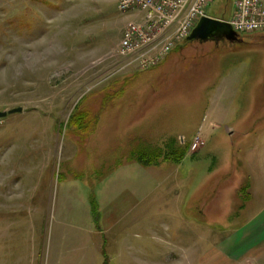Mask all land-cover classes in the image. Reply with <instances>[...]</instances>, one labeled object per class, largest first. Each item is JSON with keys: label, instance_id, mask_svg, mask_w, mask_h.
<instances>
[{"label": "rangeland", "instance_id": "374dc122", "mask_svg": "<svg viewBox=\"0 0 264 264\" xmlns=\"http://www.w3.org/2000/svg\"><path fill=\"white\" fill-rule=\"evenodd\" d=\"M121 14L0 0V111L22 109L0 119V264H116L103 213L136 188L142 225L109 238L148 239L150 264H264V31L125 68ZM206 15L232 21L233 0ZM134 150L155 166L109 174Z\"/></svg>", "mask_w": 264, "mask_h": 264}, {"label": "built area", "instance_id": "2783aa9c", "mask_svg": "<svg viewBox=\"0 0 264 264\" xmlns=\"http://www.w3.org/2000/svg\"><path fill=\"white\" fill-rule=\"evenodd\" d=\"M211 1L119 0L120 13L136 11L142 19L126 23L118 42V55L130 58L128 65L138 57L137 67L154 66L186 40L200 17L206 16ZM232 17L228 22L238 34L264 31V1L233 0Z\"/></svg>", "mask_w": 264, "mask_h": 264}, {"label": "crops", "instance_id": "0c3cea01", "mask_svg": "<svg viewBox=\"0 0 264 264\" xmlns=\"http://www.w3.org/2000/svg\"><path fill=\"white\" fill-rule=\"evenodd\" d=\"M113 1H115L116 5H117L118 0H113ZM206 16L217 18L215 16H209V15H206ZM121 17H123L124 22L126 20V23L129 20L141 22L142 14H140L139 12H136V11H131L125 15L121 14ZM121 32H122V30H121ZM121 36H122V34H121ZM260 36H263V35H260ZM179 45H181V47H182L184 45V43L183 44L181 43ZM146 55H147V53H146ZM129 62L130 61L126 62L125 68L126 67H128V68L137 67V64L139 63V58L136 57V59L131 62V65H128ZM131 154H132V152L130 153V155L128 156V158L124 162L122 161L120 164L115 165V167H113L112 171L109 174H111L113 171H115L112 174L117 175V172L120 171V175L127 177L130 174H129L128 168L126 167V164L138 163L141 166H143L140 162L136 161L133 157H131ZM143 167H145V166H143ZM147 167H150V166H147ZM147 167H145V168H147ZM143 193H144L143 190H140L137 188L134 190H125L124 192H120V193H118V196H119L118 198H120V202L118 203L117 208L115 207L114 209L111 210V208L114 204L113 203L111 205H108V208L105 209V214L103 213V219L104 220L107 216H113L114 223L111 226L104 228L108 238H107V242H106V240L103 242L100 250H102V249L104 250L105 247L108 250H114V252L116 253V257H117L116 258V260H117L116 264H123L125 262L124 257L117 256V253L120 252V251H118L120 249V247H122V248L124 247L125 249L127 248L126 250H130V252L126 256L127 257V261H126L127 264H150V257L148 256V253H147V241H148V239H146V240L139 239V241H132V240L127 239L126 241L118 242V241H116V239L111 240L109 238V235L111 234L115 225L118 224L120 221H123L125 223L126 227L138 226V225L141 226L142 225L140 212H139V214H137V209L140 210L138 208L139 207L138 204L141 202L142 198L144 199ZM94 206H95V204H94ZM96 211H99V214L101 217L102 211H101V208L99 206H98ZM97 217H98V213H97ZM128 235H132V234H128ZM133 235L136 236V234H133ZM112 237L115 238V236H112ZM173 255H175V254H173ZM174 257L177 259L178 255H175ZM180 258H182V257H180ZM188 258H189L190 264H192L193 263V255H191V257H186V261H188ZM197 259L198 260H196V263H198V261H199V256L197 257Z\"/></svg>", "mask_w": 264, "mask_h": 264}, {"label": "water", "instance_id": "95a60500", "mask_svg": "<svg viewBox=\"0 0 264 264\" xmlns=\"http://www.w3.org/2000/svg\"><path fill=\"white\" fill-rule=\"evenodd\" d=\"M189 40H195L200 43L206 41L219 43L224 42V40L231 43L241 41L238 33L231 28L227 21L208 16L200 17V20L186 38V41ZM20 111H22L20 107H16L15 109L8 111H0V119L4 118L8 114Z\"/></svg>", "mask_w": 264, "mask_h": 264}, {"label": "trees", "instance_id": "16d2710c", "mask_svg": "<svg viewBox=\"0 0 264 264\" xmlns=\"http://www.w3.org/2000/svg\"><path fill=\"white\" fill-rule=\"evenodd\" d=\"M144 155L143 153H139L138 151L134 150V152L131 154V157H133L136 161L140 162L143 166H151L154 165L153 162L142 160L141 156Z\"/></svg>", "mask_w": 264, "mask_h": 264}]
</instances>
